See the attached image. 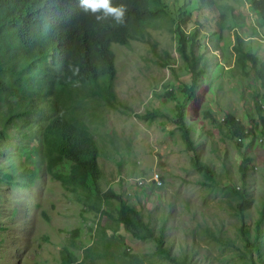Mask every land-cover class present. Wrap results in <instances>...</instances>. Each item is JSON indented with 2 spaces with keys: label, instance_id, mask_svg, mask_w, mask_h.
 I'll use <instances>...</instances> for the list:
<instances>
[{
  "label": "rangeland",
  "instance_id": "1",
  "mask_svg": "<svg viewBox=\"0 0 264 264\" xmlns=\"http://www.w3.org/2000/svg\"><path fill=\"white\" fill-rule=\"evenodd\" d=\"M197 1L162 0L166 14L181 21L185 35L196 29L195 49L206 65L201 87L185 104L196 151L188 147L177 120L190 73L176 51V34L164 26V19L147 26L146 42L112 44L114 105L97 101V116L87 124L99 148L103 174L98 185L112 189L115 207L120 200L132 204L155 231L163 225L165 244L174 257L186 255L190 264H244L234 247H222L206 231L238 245V227L252 228L259 216L255 204L264 190V137L257 116L264 115V107H259L264 88L252 71L246 76L235 67L233 45L238 33L243 50L264 61V22L249 0H216L213 7H199ZM221 12L227 13L223 27L218 23ZM3 37L0 33V45ZM10 102L0 106V264H60V249L75 228L79 244L94 242L99 250L98 223L108 226L106 235L113 239L109 253L115 260L127 252L142 264H180L158 257L153 240H138L114 219L83 211L77 199L85 187L93 190L90 181L68 190L44 166L39 133L54 114L49 104L45 102L37 116L4 124L1 116ZM228 112L252 133L241 147L219 130ZM195 153L224 184L236 189L239 163L243 156L250 159L247 191L253 204L242 219L229 205L227 191L209 184L210 171L206 176V171L194 167ZM63 169L67 172L68 166ZM154 177L161 182L158 188L149 182ZM102 208L112 213V207ZM75 254L81 258L80 250Z\"/></svg>",
  "mask_w": 264,
  "mask_h": 264
},
{
  "label": "trees",
  "instance_id": "2",
  "mask_svg": "<svg viewBox=\"0 0 264 264\" xmlns=\"http://www.w3.org/2000/svg\"><path fill=\"white\" fill-rule=\"evenodd\" d=\"M112 2L124 5L123 23L117 24L110 16L94 19L93 14L81 11L79 0H0V33L4 35L0 45V106L8 100L12 101L5 104L2 123L37 116L42 105L47 102L54 114L39 133L47 173L68 190H74L78 185H88L90 181L95 192L85 187L84 195L77 199L83 203V211L101 213L114 219L138 240H153L160 258L190 264V257L186 255L180 258L171 255L170 247L165 244L163 225L155 231L145 221L141 210L121 200L115 207L110 200V196L114 195L112 189L100 188L98 183L103 173L98 163L99 148L87 121L97 116L95 104L100 100L114 105L110 102L116 98L113 89L116 67L112 44L128 45L131 40L146 42L147 26L164 19V26L176 34V51L190 73L184 101L177 110V120L188 147L195 150L190 139L192 137L189 136L192 135L191 130L185 121L189 120L188 106L185 111V104L194 99L206 73V65L195 49L197 31L195 29L185 35L181 21L166 14L162 0ZM197 4L199 7H213L216 0H198ZM249 6L264 22V0H249ZM226 19L227 13L221 12L218 22L221 27ZM239 36L234 33L235 67H239L246 76L252 71L264 88V61H260L252 52L244 51ZM254 99L257 101V93ZM259 99L262 101L259 107H264V93ZM257 117L259 132L264 137V115L259 113ZM215 124L219 126L218 122ZM219 130L230 139L233 138L240 147L250 132L229 112L225 114ZM249 160L243 156L239 163L240 186L236 189L233 185L224 184L213 172L215 169L202 162L196 153L192 157L194 167L206 171V176H209L210 171V185L227 191L228 199L232 198V204L229 205L240 219L253 204L247 191ZM65 164L68 166L67 172H63ZM226 176L229 177L228 174ZM159 178L160 181L164 179L163 176ZM149 182L154 188L159 187L154 180ZM262 193L260 202L255 204L259 216L253 221L252 228L244 225L238 227V245L215 232L206 231L222 247H234L244 264H264V190ZM103 204L112 207V213L111 210H104ZM107 228L106 224L96 225L99 250L94 242L87 246L79 244L76 240L78 229L70 230L67 244L60 249V264H142L127 252H122L121 257L115 260L113 254L109 253L113 239L106 235ZM203 229L206 230V227ZM75 250L81 251V258L75 254Z\"/></svg>",
  "mask_w": 264,
  "mask_h": 264
},
{
  "label": "clouds",
  "instance_id": "3",
  "mask_svg": "<svg viewBox=\"0 0 264 264\" xmlns=\"http://www.w3.org/2000/svg\"><path fill=\"white\" fill-rule=\"evenodd\" d=\"M79 5L81 11L93 14L96 20H101L102 18L110 16L117 24L123 23L125 14V7L123 4H114L112 0H79ZM151 179L154 180L157 185L161 184L160 181L157 183V180Z\"/></svg>",
  "mask_w": 264,
  "mask_h": 264
},
{
  "label": "built area",
  "instance_id": "4",
  "mask_svg": "<svg viewBox=\"0 0 264 264\" xmlns=\"http://www.w3.org/2000/svg\"><path fill=\"white\" fill-rule=\"evenodd\" d=\"M154 178H156V180H157V177H154ZM154 178H153V179H154ZM156 182L159 183V180H157Z\"/></svg>",
  "mask_w": 264,
  "mask_h": 264
}]
</instances>
